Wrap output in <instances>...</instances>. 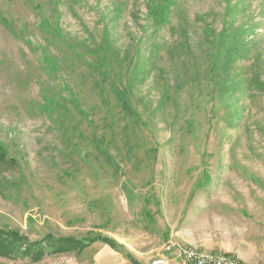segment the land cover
I'll return each instance as SVG.
<instances>
[{
    "label": "rangeland",
    "instance_id": "rangeland-1",
    "mask_svg": "<svg viewBox=\"0 0 264 264\" xmlns=\"http://www.w3.org/2000/svg\"><path fill=\"white\" fill-rule=\"evenodd\" d=\"M0 151V264H264V0H0Z\"/></svg>",
    "mask_w": 264,
    "mask_h": 264
},
{
    "label": "trees",
    "instance_id": "trees-1",
    "mask_svg": "<svg viewBox=\"0 0 264 264\" xmlns=\"http://www.w3.org/2000/svg\"><path fill=\"white\" fill-rule=\"evenodd\" d=\"M5 155L0 151V159H4ZM22 237L15 232L3 230L0 228V254L3 256H13L14 254L21 253L23 251L22 246H24ZM48 243L51 244L54 248V252H65L73 248L76 243H79L72 238H58L54 239L53 237H48ZM94 241H100L105 244L115 247V243L110 239L104 237H97ZM42 245L39 243L32 244L26 249V254L31 252L36 253L37 255L43 252Z\"/></svg>",
    "mask_w": 264,
    "mask_h": 264
},
{
    "label": "built area",
    "instance_id": "built-area-1",
    "mask_svg": "<svg viewBox=\"0 0 264 264\" xmlns=\"http://www.w3.org/2000/svg\"><path fill=\"white\" fill-rule=\"evenodd\" d=\"M173 244L167 246V250H171ZM186 261L190 264H239L235 260L215 257V256H200L193 252L183 251ZM153 264H166L163 259L156 260Z\"/></svg>",
    "mask_w": 264,
    "mask_h": 264
}]
</instances>
